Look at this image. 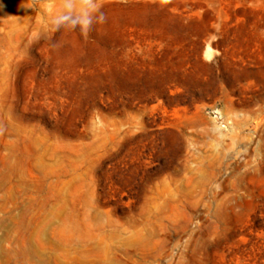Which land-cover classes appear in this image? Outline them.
I'll list each match as a JSON object with an SVG mask.
<instances>
[{"label":"rangeland","instance_id":"374dc122","mask_svg":"<svg viewBox=\"0 0 264 264\" xmlns=\"http://www.w3.org/2000/svg\"><path fill=\"white\" fill-rule=\"evenodd\" d=\"M97 2L0 0V264H264V0Z\"/></svg>","mask_w":264,"mask_h":264},{"label":"clouds","instance_id":"9594fccd","mask_svg":"<svg viewBox=\"0 0 264 264\" xmlns=\"http://www.w3.org/2000/svg\"><path fill=\"white\" fill-rule=\"evenodd\" d=\"M87 4L91 6V12L86 15V17L80 19L79 21L72 19L70 16H63L60 19L63 21H68L72 19V23L75 26L77 22H79L81 26L82 33L87 35L89 29L91 28L93 24V13H98V16L96 17V20L98 23H104L105 22V14L100 10L101 5L97 2V0H85Z\"/></svg>","mask_w":264,"mask_h":264}]
</instances>
